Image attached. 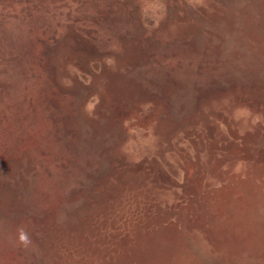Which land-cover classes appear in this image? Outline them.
<instances>
[{"label":"rangeland","instance_id":"obj_1","mask_svg":"<svg viewBox=\"0 0 264 264\" xmlns=\"http://www.w3.org/2000/svg\"><path fill=\"white\" fill-rule=\"evenodd\" d=\"M0 264H264V0H0Z\"/></svg>","mask_w":264,"mask_h":264},{"label":"clouds","instance_id":"obj_2","mask_svg":"<svg viewBox=\"0 0 264 264\" xmlns=\"http://www.w3.org/2000/svg\"><path fill=\"white\" fill-rule=\"evenodd\" d=\"M19 241L24 245H28L29 243H31L28 234L23 230H21L19 233Z\"/></svg>","mask_w":264,"mask_h":264}]
</instances>
